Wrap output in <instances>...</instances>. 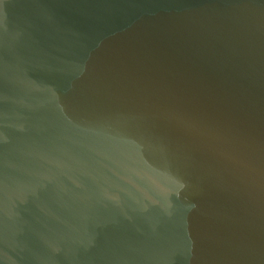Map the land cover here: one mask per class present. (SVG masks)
<instances>
[{"label": "water", "instance_id": "95a60500", "mask_svg": "<svg viewBox=\"0 0 264 264\" xmlns=\"http://www.w3.org/2000/svg\"><path fill=\"white\" fill-rule=\"evenodd\" d=\"M0 264H264V0H0Z\"/></svg>", "mask_w": 264, "mask_h": 264}]
</instances>
